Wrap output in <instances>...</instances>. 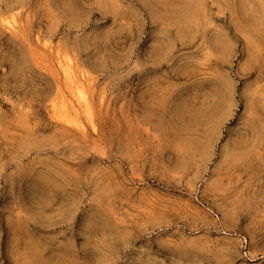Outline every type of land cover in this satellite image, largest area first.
Returning a JSON list of instances; mask_svg holds the SVG:
<instances>
[{
	"label": "rangeland",
	"instance_id": "1",
	"mask_svg": "<svg viewBox=\"0 0 264 264\" xmlns=\"http://www.w3.org/2000/svg\"><path fill=\"white\" fill-rule=\"evenodd\" d=\"M0 264H264V0H0Z\"/></svg>",
	"mask_w": 264,
	"mask_h": 264
}]
</instances>
